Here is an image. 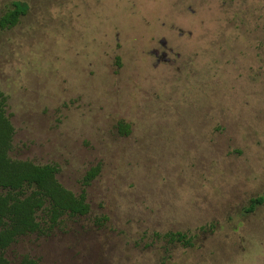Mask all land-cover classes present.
I'll return each instance as SVG.
<instances>
[{"label": "rangeland", "instance_id": "374dc122", "mask_svg": "<svg viewBox=\"0 0 264 264\" xmlns=\"http://www.w3.org/2000/svg\"><path fill=\"white\" fill-rule=\"evenodd\" d=\"M14 1L25 13L0 27L9 155L55 163L76 193L97 173L88 215L7 257L264 264V0H0V16Z\"/></svg>", "mask_w": 264, "mask_h": 264}, {"label": "trees", "instance_id": "16d2710c", "mask_svg": "<svg viewBox=\"0 0 264 264\" xmlns=\"http://www.w3.org/2000/svg\"><path fill=\"white\" fill-rule=\"evenodd\" d=\"M25 11L24 3L12 2V6L0 16V27L14 26ZM6 105L7 97L0 88V264H38L25 256L13 263L6 251L22 237L32 234L48 236L64 219L88 215L91 208L84 186L96 175L97 167L87 171L82 187L76 193L58 180L59 168L55 163L38 164L12 158L9 152L14 128ZM118 130L125 134L128 125L119 122ZM261 202V197L251 198L247 211ZM169 235L178 241L185 237L182 233Z\"/></svg>", "mask_w": 264, "mask_h": 264}]
</instances>
